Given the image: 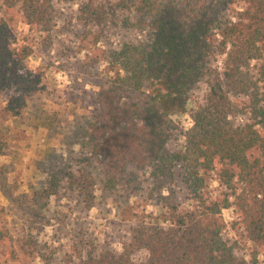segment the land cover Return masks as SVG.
<instances>
[{"label":"trees","instance_id":"obj_1","mask_svg":"<svg viewBox=\"0 0 264 264\" xmlns=\"http://www.w3.org/2000/svg\"><path fill=\"white\" fill-rule=\"evenodd\" d=\"M52 0H1L9 14L46 28ZM92 0L81 2L85 22H95ZM132 14L122 20L138 36L106 52L115 77L93 99L83 148L105 189L140 194L168 190L162 221L130 225L122 250H99L91 240L59 255L31 235L20 237L22 257L39 264H255L225 237L223 209L233 208L231 228L264 252V0H119ZM0 16V92L12 91L0 114L18 117L44 90L41 73L26 65L31 49ZM205 86L190 109L189 94ZM189 110L192 125L178 118ZM180 137L184 140L179 142ZM7 139L0 133V157ZM3 165L0 163V174ZM214 173L222 185L208 190ZM70 175L86 201L92 177ZM147 175V178H142ZM91 178V179H90ZM184 193L190 206L176 202ZM54 192V191H53ZM50 193V191L47 192ZM89 206L92 203L89 202ZM12 246L0 224V247ZM143 253L140 260L135 255Z\"/></svg>","mask_w":264,"mask_h":264},{"label":"rangeland","instance_id":"obj_2","mask_svg":"<svg viewBox=\"0 0 264 264\" xmlns=\"http://www.w3.org/2000/svg\"><path fill=\"white\" fill-rule=\"evenodd\" d=\"M82 1L52 0L49 24L42 28L23 21L19 12L7 13L0 0V16L18 37L15 45L31 49L26 65L41 73L44 86L18 117L0 114V133L7 139L6 154L0 157V224L12 243L0 247V264H39L38 258L21 255L18 240L26 235L37 238L42 251L53 245L60 256L71 253L82 240L93 241L99 250L119 252L130 225L140 219L162 221L167 217L162 197L168 190L151 192L149 181L142 183L137 195L105 189L97 165L83 148L92 122L93 99L115 77L106 50L133 40L138 32L123 26L122 20L132 14L121 8L119 0H92L97 15L94 23L82 18ZM204 89L201 85L190 92L187 109L202 99ZM11 95L7 89L0 92V111ZM178 121L186 131L192 125L189 110ZM183 140L180 137L179 142ZM82 171L94 182L90 187L94 197L88 201L69 180ZM207 182L214 196L222 189L214 173ZM176 195L181 207L190 206L184 193L177 191ZM222 213L225 237L237 241L246 260L255 257V264H264V252L231 228L236 217L233 208ZM143 256L138 253L135 259Z\"/></svg>","mask_w":264,"mask_h":264}]
</instances>
